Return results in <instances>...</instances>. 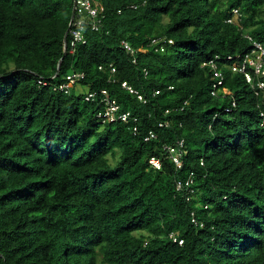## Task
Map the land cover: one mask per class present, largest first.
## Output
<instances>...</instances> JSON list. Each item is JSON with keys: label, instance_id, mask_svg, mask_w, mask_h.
I'll list each match as a JSON object with an SVG mask.
<instances>
[{"label": "trees", "instance_id": "obj_1", "mask_svg": "<svg viewBox=\"0 0 264 264\" xmlns=\"http://www.w3.org/2000/svg\"><path fill=\"white\" fill-rule=\"evenodd\" d=\"M92 1L70 53L75 0H0V264H264V99L226 60L264 45V0Z\"/></svg>", "mask_w": 264, "mask_h": 264}, {"label": "built area", "instance_id": "obj_2", "mask_svg": "<svg viewBox=\"0 0 264 264\" xmlns=\"http://www.w3.org/2000/svg\"><path fill=\"white\" fill-rule=\"evenodd\" d=\"M75 2V17L71 25V30L69 32V34L71 35L70 53H74L78 45L86 44L87 40L85 32H87V30L93 32L100 31L102 19L104 18L103 6H95L92 0H75ZM119 13H121V11H119ZM246 38L252 41L253 48L244 55L228 56L226 60L231 63L229 68L234 73H241L245 76L247 83L251 85V88L254 91L255 95H261L264 99V46L256 41H253L251 36H246ZM161 41V38L153 39L152 45H157ZM122 44L130 54L133 55L136 53V51L130 46L129 43L123 42ZM218 60H221V58L219 56H216L215 59H212L203 64V67L209 68V70L213 74L214 84L211 93L213 96H217L220 92H223L225 95L229 93L226 89L221 88L224 82V76L223 71L220 70L221 68L219 67ZM133 62L136 63V60H134ZM248 70H250L252 73ZM79 78H83V74H72L67 77L69 83L56 87L55 90L69 93L70 86L72 84H75L76 81L79 80ZM39 83L42 85H47V83H44V81H40ZM122 86L124 88L130 89V87H128L126 83H123ZM130 91L134 92V90L132 89ZM103 94L106 95V91H103ZM94 96L95 95L90 94L86 97V100L91 101L93 100ZM105 101L107 109L104 113L99 114V117L104 121H121L123 123H130L132 121L134 123L137 122V118H134L130 112L120 113L119 111L121 108L114 101L110 102L107 99H105ZM233 107H235V103L233 104ZM166 113L169 114V110H167ZM261 116L263 117L264 125V113H262ZM160 126L162 127L163 123H161ZM133 132H138L137 126H134ZM152 139H156V135L155 133L150 132L145 141L148 142ZM182 147L183 141L178 142L176 147H166L168 153L170 154V158L177 168H181L182 166ZM151 163L155 167L160 168V162L158 160L152 159ZM178 189H181L180 184L178 185Z\"/></svg>", "mask_w": 264, "mask_h": 264}, {"label": "rangeland", "instance_id": "obj_3", "mask_svg": "<svg viewBox=\"0 0 264 264\" xmlns=\"http://www.w3.org/2000/svg\"><path fill=\"white\" fill-rule=\"evenodd\" d=\"M96 5H100V3L97 2ZM82 90H84V89L80 85H77L76 87H74V89L72 90V92L79 94V93L83 92Z\"/></svg>", "mask_w": 264, "mask_h": 264}, {"label": "clouds", "instance_id": "obj_4", "mask_svg": "<svg viewBox=\"0 0 264 264\" xmlns=\"http://www.w3.org/2000/svg\"><path fill=\"white\" fill-rule=\"evenodd\" d=\"M75 5H76V2H75ZM75 5H74V10H73V13H74V17H75ZM99 6H102V5H99ZM72 22H73V20H72ZM248 36V35H247ZM250 41V40H249ZM254 41V40H253ZM250 42H252V41H250ZM259 43V42H258ZM261 44V43H260ZM263 45V44H262ZM264 46V45H263ZM252 48H253V46H252ZM230 56H238V55H230ZM215 59V58H214ZM227 59V58H226ZM206 62H208V61H206ZM206 62H204V63H206ZM219 62V61H218ZM203 63V64H204ZM203 64H202V67H203ZM203 68H207V67H203ZM209 69V68H208ZM113 72V71H112ZM114 73V72H113ZM212 73V72H211ZM234 73V72H233ZM153 159H155V158H153ZM159 161V160H158ZM150 163H151V161H150ZM152 164V163H151ZM157 168V167H156Z\"/></svg>", "mask_w": 264, "mask_h": 264}]
</instances>
